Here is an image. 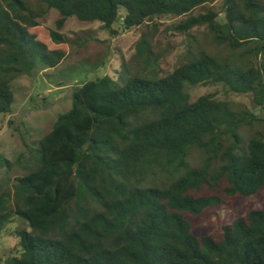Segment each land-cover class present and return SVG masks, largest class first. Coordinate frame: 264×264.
Masks as SVG:
<instances>
[{
	"label": "trees",
	"instance_id": "1",
	"mask_svg": "<svg viewBox=\"0 0 264 264\" xmlns=\"http://www.w3.org/2000/svg\"><path fill=\"white\" fill-rule=\"evenodd\" d=\"M0 0V115L12 112L13 82L38 66L56 68L32 29L50 11L98 22L112 35L163 16H188L185 61L159 73L151 39L137 44L141 71L87 81L72 108L14 163L25 175L0 196V236L13 222L21 252L0 264H264V209L218 239L198 236L213 208L264 190V120L191 88L221 84L264 110V0ZM204 9L197 16L192 13ZM205 27L215 53L190 34ZM52 40L65 39L56 31Z\"/></svg>",
	"mask_w": 264,
	"mask_h": 264
},
{
	"label": "rangeland",
	"instance_id": "2",
	"mask_svg": "<svg viewBox=\"0 0 264 264\" xmlns=\"http://www.w3.org/2000/svg\"><path fill=\"white\" fill-rule=\"evenodd\" d=\"M223 16L224 1L218 0L209 6ZM205 13L195 10L192 15ZM188 16H163L144 26L124 31L118 24L112 35L110 30L98 22H80L70 18L62 30L57 29L60 15L50 11L39 20L38 27L32 29L38 40L50 51L64 54L56 68H38L30 76H22L13 82L15 103L12 112L0 115V157L14 164L22 154L32 148L49 133L60 115L68 112L73 105L74 91L83 83L110 76L115 79L124 71H141V60L137 56V44L147 34L151 39L152 51L158 60L159 73L167 76L185 61L187 44L192 41L179 28ZM63 36L65 43H55L51 32ZM190 34L196 38V46L215 53L205 27L194 28ZM194 101L213 94L221 101H228L236 107L248 109L264 120V110L258 107L251 95L234 94L221 84L198 86L190 90ZM259 131L264 132L263 127ZM25 175L21 165L8 167L0 159V196L13 191L16 180ZM264 209V190L257 196L237 198L229 207L213 208L197 220L195 232L198 236L218 239L222 225H231L252 210ZM24 224L13 222L0 236V258H8L21 252L20 239L16 235Z\"/></svg>",
	"mask_w": 264,
	"mask_h": 264
}]
</instances>
